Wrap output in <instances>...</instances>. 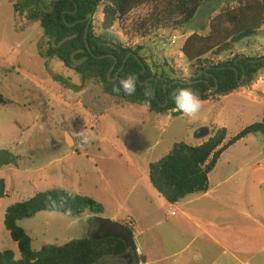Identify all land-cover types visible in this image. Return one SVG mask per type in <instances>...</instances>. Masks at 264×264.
Here are the masks:
<instances>
[{
	"label": "rangeland",
	"instance_id": "374dc122",
	"mask_svg": "<svg viewBox=\"0 0 264 264\" xmlns=\"http://www.w3.org/2000/svg\"><path fill=\"white\" fill-rule=\"evenodd\" d=\"M226 2H205L181 30L159 27L147 32L141 31L139 24L151 13L153 5L144 3L118 21L112 32L126 46L142 45L140 54L152 73L189 79L195 68L181 52L183 42L193 32L206 35L209 22ZM237 5L238 0H233L229 6ZM42 37L38 22L17 16L12 3L0 0V91L9 99L0 104V150H9L15 156L0 169V178L5 180V196L0 198V251L12 250L16 258H20L19 248L4 224L8 206L27 200L36 192L59 187L96 200L103 211L94 216L118 221L131 229L128 210H134L136 192L144 183L147 185L149 164L165 155L173 142H204L211 131L209 136L197 138L195 132L202 126L210 130L225 127L229 140L263 120L264 70L249 85L201 100L202 107L194 116L160 115L103 93L98 83L84 81L58 58L41 57L38 43ZM231 47L208 56L215 63L233 57L238 61L264 56V26L256 36ZM168 65L176 73L171 74ZM65 134L72 137L69 145ZM209 178L211 195L194 201L191 208L201 205L204 212L197 221L217 238L224 237L223 244L231 246L232 253L221 259V264H264V134H248L230 146ZM159 205L146 206L152 215L142 223L147 228L155 227L137 237L140 248L150 259L155 250H166L162 264H205L202 256L211 253H202L201 257L191 253L202 243L198 239L192 242L197 236L196 224L189 222L188 229L180 230L167 224L171 219L159 223L162 210L154 214ZM90 216L87 211L80 217L41 211L19 224L32 238V248L39 250L45 244H64L73 238L93 236L96 228L95 222L89 223ZM174 243H190V247L175 254ZM138 255L141 258L139 252ZM215 260L216 264L220 262L219 257ZM134 261L130 256L106 257L98 264Z\"/></svg>",
	"mask_w": 264,
	"mask_h": 264
},
{
	"label": "trees",
	"instance_id": "16d2710c",
	"mask_svg": "<svg viewBox=\"0 0 264 264\" xmlns=\"http://www.w3.org/2000/svg\"><path fill=\"white\" fill-rule=\"evenodd\" d=\"M8 1L17 16L39 23L43 31L38 43L41 57L46 60L58 58L65 68L80 74L84 81L98 83L103 93L126 104L146 107L155 114H183L172 100L177 89L191 88L200 100H207L251 84L264 70V56L244 57L238 61L233 57L216 63L208 56L213 52L219 55L230 50L234 43L256 36L264 26V0H238L235 7L229 6L233 0H227L209 22L206 35L193 32L185 39L181 52L195 68L194 76L189 79L172 77L165 72L159 75L152 73L140 54L142 45L126 46L112 28L133 8L147 3L153 8L140 22L141 31L159 27L160 30L163 27L170 31L181 30L209 0ZM168 67L171 74L176 73L175 69ZM129 75L136 79V91L132 95L125 94L122 89L116 90L120 80ZM8 102L9 99L0 91V104ZM255 133L264 134V116L261 122L247 126L229 140L226 128L219 127L211 129L212 136L198 145L176 141L165 155L149 164V179L170 203L178 204L189 195L205 193L210 188L209 175L223 152L246 135ZM14 158L9 150H0V169ZM4 196L5 180L0 178V198ZM41 211L69 217H80L87 211L91 214L89 223L101 226L106 221L94 216L103 211V206L90 197L59 187L36 192L27 200L7 207L4 224L17 243L20 258H16L12 250H3L0 251V264H98L106 257H133L134 252L122 239L115 237L73 238L64 244H45L35 250L32 238L19 223ZM128 251L132 253L128 254ZM133 258V264H136V258Z\"/></svg>",
	"mask_w": 264,
	"mask_h": 264
},
{
	"label": "crops",
	"instance_id": "0c3cea01",
	"mask_svg": "<svg viewBox=\"0 0 264 264\" xmlns=\"http://www.w3.org/2000/svg\"><path fill=\"white\" fill-rule=\"evenodd\" d=\"M211 192H212V189L209 188L205 193L189 195L182 200L183 202L181 201L182 203L180 202L178 204H174V203L167 202L164 196L160 192H158V190L152 185L150 179L147 181V185L144 183V185L138 189V191L136 192L138 193V196L135 197L136 199L133 204L134 210L133 211L128 210L129 216L127 217L128 219L129 217H131L129 220H130V226H131V230L134 236V240L137 243V248H138V252L140 256L144 258V261L141 260L140 264H162L163 260H165L162 254L166 252V250L164 249L155 250L154 253L156 254L152 255L151 259H156V260L152 261L149 258L148 253H146L143 249L140 248V242L136 240L137 237H141L144 234L151 232V229L155 227L153 226V227L147 228L142 223L143 221H149L152 215V211L146 209L147 204H150V203H152V205L157 204V203L160 204L156 209H154L155 215L157 214V212L162 210L163 217L159 223H165L168 218V219H171V221L167 224L172 225L171 228H179L180 230L188 229L189 222L196 224L197 236L193 238L192 242L198 239L202 243L197 244L191 250V253H196L197 257H201L202 253H211L212 255L202 256V259L206 261L205 264H216V260H215L216 257H219L220 262H218V264H221V259H223L226 255H230L232 253L231 246L223 244L221 242V239H224V237L220 236L217 238L214 234H212V231H210L206 227H203L199 223V221H197V220H201L200 216L202 212H204V209L202 208V206L198 205L197 208H194V209L191 208V205H192L191 203L201 198L210 196ZM218 201H219V198H218ZM170 206L175 207L176 209L174 215L170 214V211H169ZM135 209H138V213L135 212ZM133 213L136 216H134ZM112 221H115V220H112ZM162 236L159 235V237H161V240L163 239ZM189 244L190 243H188L187 245L183 244L184 246H181V245H175L174 243L172 249L175 254L177 253L179 254L184 251H188L190 247ZM209 244H211V246ZM164 246H165V243H164ZM195 262L196 261H194V263ZM188 263H193V261H189ZM242 264H248V262H243Z\"/></svg>",
	"mask_w": 264,
	"mask_h": 264
},
{
	"label": "clouds",
	"instance_id": "9594fccd",
	"mask_svg": "<svg viewBox=\"0 0 264 264\" xmlns=\"http://www.w3.org/2000/svg\"><path fill=\"white\" fill-rule=\"evenodd\" d=\"M123 90L127 95H132L136 91V79L135 76L129 75L126 78L120 80V86L117 91ZM172 100L176 105V109L191 117L197 114L202 103L199 95L191 88H180L172 94ZM150 106V105H148Z\"/></svg>",
	"mask_w": 264,
	"mask_h": 264
},
{
	"label": "water",
	"instance_id": "95a60500",
	"mask_svg": "<svg viewBox=\"0 0 264 264\" xmlns=\"http://www.w3.org/2000/svg\"><path fill=\"white\" fill-rule=\"evenodd\" d=\"M89 17H91V15H89ZM161 40L163 42L165 41V39H163V38H161ZM143 71H145L144 66H143ZM210 131L211 130L209 127L202 126L196 130L195 136L197 138H205V137L209 136ZM71 138L72 137L70 135L65 134L66 143L68 145L70 142H72ZM101 227L103 228L104 234L97 237V238L115 237V238L122 239L125 242L126 246L134 252V256L136 258V264L141 263V258L138 255L137 243L134 240V236H133L132 231L127 226H125V225H123L117 221L106 220L101 224Z\"/></svg>",
	"mask_w": 264,
	"mask_h": 264
},
{
	"label": "flooded vegetation",
	"instance_id": "af4514ba",
	"mask_svg": "<svg viewBox=\"0 0 264 264\" xmlns=\"http://www.w3.org/2000/svg\"><path fill=\"white\" fill-rule=\"evenodd\" d=\"M94 228H96V229H94L95 231L94 230L92 231L93 236L99 237V236L104 234L103 228L101 226L95 227V225H94ZM125 257H128V256L126 255ZM133 257H135L134 254H133Z\"/></svg>",
	"mask_w": 264,
	"mask_h": 264
},
{
	"label": "built area",
	"instance_id": "2783aa9c",
	"mask_svg": "<svg viewBox=\"0 0 264 264\" xmlns=\"http://www.w3.org/2000/svg\"><path fill=\"white\" fill-rule=\"evenodd\" d=\"M169 211H170V214L174 215L176 209H175V207L170 206Z\"/></svg>",
	"mask_w": 264,
	"mask_h": 264
}]
</instances>
